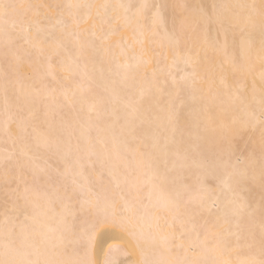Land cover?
Listing matches in <instances>:
<instances>
[{"label": "bare ground", "instance_id": "obj_1", "mask_svg": "<svg viewBox=\"0 0 264 264\" xmlns=\"http://www.w3.org/2000/svg\"><path fill=\"white\" fill-rule=\"evenodd\" d=\"M262 94L264 0H0V261L76 258L113 204L122 264L259 260Z\"/></svg>", "mask_w": 264, "mask_h": 264}, {"label": "snow or ice", "instance_id": "obj_2", "mask_svg": "<svg viewBox=\"0 0 264 264\" xmlns=\"http://www.w3.org/2000/svg\"><path fill=\"white\" fill-rule=\"evenodd\" d=\"M2 7L5 9L4 15L6 17L7 9L14 6L5 4ZM65 7L71 10L73 8L79 9L82 7L90 8L91 6L70 3ZM69 15L71 19L66 22V28L71 27L73 24L78 25L81 22L79 17L72 16L71 13H69ZM68 35L74 36L77 40L79 39L78 33H69ZM44 39L46 42L60 40V38L55 35H46ZM261 109V122L264 123V94H262L261 96ZM236 175L242 178L247 176L248 172L245 169L239 171ZM231 178L232 177L230 175L229 179ZM262 179H264V176H262ZM123 212L128 213V215L121 214V212L117 210L115 204H113L110 211H105L102 215H97L96 219L91 221L83 230V232L76 238V243L79 245L76 258L67 260H41L39 258L33 259V255H36L37 257L40 255L39 249L34 244L30 245L27 240H21L19 247L6 245V252L13 254L19 258L0 261V264H122V261L116 258V254L122 251L119 245L125 237H135V232L133 230L134 226L132 224L131 209L125 208ZM102 225L112 226L113 228L117 229V232H115L110 237L111 243H108L107 251L103 252L104 259L101 261L95 257V255L93 254V249L95 247L96 231ZM148 243H150L151 245L159 244L161 249H163L168 244V238L164 237L159 241L153 239ZM29 249H31V251ZM139 264H181V262H173L168 259H149L145 257L139 262ZM185 264H187V262H185ZM246 264H264V241H262L261 258L259 260L251 259L247 261Z\"/></svg>", "mask_w": 264, "mask_h": 264}]
</instances>
